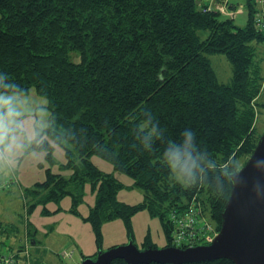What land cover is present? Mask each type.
<instances>
[{
    "label": "trees",
    "instance_id": "16d2710c",
    "mask_svg": "<svg viewBox=\"0 0 264 264\" xmlns=\"http://www.w3.org/2000/svg\"><path fill=\"white\" fill-rule=\"evenodd\" d=\"M210 1L0 0V73L7 83L48 98L47 132L63 147V166L71 169L68 176L48 169L43 181L24 190L27 211L66 195L76 211L88 182L96 198L85 219L98 245L103 222L113 218L122 219L131 237V217L139 209L159 217L169 239L165 246L172 245L170 212L190 204L220 228L229 173L238 169L239 157L251 155L260 134L254 123L262 59L252 42H264V33L253 23L252 0H245V26L222 16ZM214 53L230 63L227 83L215 76L208 58ZM152 125L157 131L149 147L143 137ZM186 127L194 132L199 156L195 180L182 184L160 157L169 141L180 142ZM52 147L45 139L38 150L50 157ZM92 156L130 175L142 189V202L119 200L121 182ZM43 212L49 213L45 207ZM15 230L0 222V233ZM26 230L29 243H36L34 225L28 222ZM109 264L128 263L116 258Z\"/></svg>",
    "mask_w": 264,
    "mask_h": 264
},
{
    "label": "rangeland",
    "instance_id": "374dc122",
    "mask_svg": "<svg viewBox=\"0 0 264 264\" xmlns=\"http://www.w3.org/2000/svg\"><path fill=\"white\" fill-rule=\"evenodd\" d=\"M225 1L228 3L227 6L224 5ZM210 2H214V6L221 11L222 16L230 18L233 16L236 25H246L248 10L245 8V0H211ZM221 6L223 7L221 8ZM252 44L256 47L258 57L262 59L263 79L260 93L256 97L258 105L254 123L256 131L261 134L264 130V106H262L264 105V42L254 40ZM208 58L217 80L227 83L231 77V66L226 56L222 53H214L208 54ZM27 95L33 97L37 103H44L50 112L47 97L40 95L33 87L29 89ZM48 119L50 120V116ZM47 140L53 146L50 149V157H48L47 150L37 149L34 152L21 155L14 170L0 164V183L6 179L10 181V177L14 181L9 183L8 191L0 189V219L12 223L16 227H19V224L22 225L24 221L34 225V237L37 242L35 246V243L31 244L41 253L39 255L35 253L37 264H80L82 257H95L100 251L126 244L129 240H132L138 249H145L147 245L162 248L169 242L159 217L151 216L147 209H139L131 217V237L128 235L122 219L113 218L103 222L101 242L98 245L91 224L85 219L96 198L95 189L88 182L83 186L82 198L76 205V211L72 209L70 195L62 197L59 201H49L45 206L35 205L30 211H27L24 190L34 186L35 182L43 181L48 169L52 173H61L65 176L71 173V169L63 166L66 161L63 147L56 143L48 132ZM243 159L244 157L238 158V169L247 160V158ZM92 161L103 172L114 173L121 182L122 187L117 193L119 200L130 205L142 202V189L133 185L130 175L114 172L113 166L99 156H92ZM44 207L49 213L43 212ZM204 217L215 230H219L215 218L205 213ZM19 233L22 234L20 227L15 233L16 236L12 235L13 237H11L16 245L23 242L24 236L21 237L22 235ZM11 240H8V252H11L9 248ZM33 252H35L34 249ZM49 256L52 260H48Z\"/></svg>",
    "mask_w": 264,
    "mask_h": 264
},
{
    "label": "water",
    "instance_id": "95a60500",
    "mask_svg": "<svg viewBox=\"0 0 264 264\" xmlns=\"http://www.w3.org/2000/svg\"><path fill=\"white\" fill-rule=\"evenodd\" d=\"M229 178L231 188L221 210L220 228L210 243L138 249L129 240L100 251L94 258L85 257L80 264H109L116 258L128 264H181L220 258L233 264H264V130L251 155L229 173Z\"/></svg>",
    "mask_w": 264,
    "mask_h": 264
},
{
    "label": "clouds",
    "instance_id": "9594fccd",
    "mask_svg": "<svg viewBox=\"0 0 264 264\" xmlns=\"http://www.w3.org/2000/svg\"><path fill=\"white\" fill-rule=\"evenodd\" d=\"M7 84V86H6ZM50 112L44 103H37L19 85L7 83L0 73V164L14 170L19 158L44 147L47 129L51 127ZM157 129L147 128L144 143L151 146ZM194 132L186 127L179 143L169 141L161 152V161L182 184L195 180L199 153Z\"/></svg>",
    "mask_w": 264,
    "mask_h": 264
},
{
    "label": "built area",
    "instance_id": "2783aa9c",
    "mask_svg": "<svg viewBox=\"0 0 264 264\" xmlns=\"http://www.w3.org/2000/svg\"><path fill=\"white\" fill-rule=\"evenodd\" d=\"M253 1V23L256 29L264 33V0ZM227 1H225V6ZM223 6H221L222 8ZM8 185V179L0 183V188ZM169 219L173 224L171 233L172 246L185 248L194 245L210 243L217 234L210 222L205 219L201 209L190 204L183 212L171 211ZM0 264H16L13 255L0 254Z\"/></svg>",
    "mask_w": 264,
    "mask_h": 264
},
{
    "label": "crops",
    "instance_id": "0c3cea01",
    "mask_svg": "<svg viewBox=\"0 0 264 264\" xmlns=\"http://www.w3.org/2000/svg\"><path fill=\"white\" fill-rule=\"evenodd\" d=\"M245 3V2H244ZM235 16V15H234ZM233 17V16H232ZM10 181H8V187L6 189L4 188H0L2 191H5V190H9V183H12L14 182L12 177L9 178ZM11 187V186H10ZM24 194V193H23ZM0 222H2V224H8L7 221H4V219H0ZM26 222L24 221V223L21 225L19 224L20 226V229H21V234L23 237V242L24 244L22 245L23 242H20L19 244H15L13 243V240H11V237H13L12 235L16 236V230L14 232H7V231H4L2 233H0V254H6V255H9L11 253H15L16 256H17V259H18V264H37V258L35 256V253L37 255L41 254L37 251V249L33 248L36 243L34 244V246L32 244L29 243V236L27 234V230H26ZM18 227V228H19ZM13 233V234H12ZM11 240L10 241V246L9 247L11 249V252H8V240ZM20 246H23L22 249H19ZM33 249L35 252H33ZM13 251V252H12ZM84 258V257H82ZM35 260V261H34ZM48 260H52L51 256H49V259Z\"/></svg>",
    "mask_w": 264,
    "mask_h": 264
},
{
    "label": "bare ground",
    "instance_id": "6f19581e",
    "mask_svg": "<svg viewBox=\"0 0 264 264\" xmlns=\"http://www.w3.org/2000/svg\"><path fill=\"white\" fill-rule=\"evenodd\" d=\"M259 30H261V29H259ZM262 31V30H261Z\"/></svg>",
    "mask_w": 264,
    "mask_h": 264
}]
</instances>
